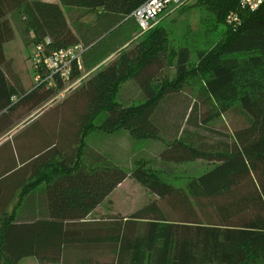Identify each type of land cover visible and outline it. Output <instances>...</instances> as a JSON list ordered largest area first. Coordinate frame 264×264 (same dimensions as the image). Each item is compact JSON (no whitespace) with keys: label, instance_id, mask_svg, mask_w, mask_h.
<instances>
[{"label":"trees","instance_id":"1","mask_svg":"<svg viewBox=\"0 0 264 264\" xmlns=\"http://www.w3.org/2000/svg\"><path fill=\"white\" fill-rule=\"evenodd\" d=\"M144 1L0 0V133L14 123L17 109L39 106L61 87L21 86L4 54L3 44L13 38L9 13L20 16L31 50L45 37L55 49L79 42L64 8L113 14L108 30L119 21L133 24L126 17ZM198 2L225 29L196 52L195 62L180 46L167 76V30L159 22L143 32L144 41L117 53L51 107L47 114L65 127L52 137L54 145L27 163L14 145L13 161L0 173V264L26 257L45 264H264V3L240 11L233 26L225 16L238 0ZM198 71L202 84L193 91L187 78ZM126 80L143 99L121 100L117 88ZM122 128L137 139L159 136L164 146L156 156L163 160L204 159L210 167L174 185L143 162L125 169L85 143L91 130ZM27 167L29 177L20 174ZM47 167L52 170L43 179L40 170ZM129 177L156 199L128 216H93ZM41 181L43 187L25 191Z\"/></svg>","mask_w":264,"mask_h":264},{"label":"rangeland","instance_id":"2","mask_svg":"<svg viewBox=\"0 0 264 264\" xmlns=\"http://www.w3.org/2000/svg\"><path fill=\"white\" fill-rule=\"evenodd\" d=\"M199 3L200 2H198V0H189L174 11H170L171 8H168L164 14L168 15L164 18L162 17L163 19L161 18L160 20V24L167 30L168 37L167 55L169 58L167 59L168 66L166 69L168 77H171L174 72V58L172 56L175 49L183 45L187 46L190 50V62L193 63L197 58L196 52L198 50L207 48L213 42L218 40L221 36L222 31L225 29L224 24L216 22L215 16L212 11H210L204 4ZM79 8L82 7H70L68 9L64 8V13L66 14L68 19H71V27H73V29L75 30L81 28H78L79 24H75L72 21L73 17L71 15L79 14V10H76ZM95 13L97 12L93 11V15H95ZM117 24V27H111L110 29L99 33V35L94 38V40L98 42V45H101L100 49L108 47L101 53V56L106 59L105 61L116 56L117 53L124 51L128 47L135 45L138 41H144L145 37L147 36V33H143L138 28H135L130 20L124 23L118 22ZM81 25L83 27V21ZM119 34H121L120 37ZM133 35L136 36L133 38ZM119 38H121V42L110 46ZM14 63L16 69L20 71L23 81L26 83V81L31 78V60L29 59V57H26L25 59L18 57L15 59ZM96 69L97 68H95L94 70ZM153 82L155 81L153 80ZM130 84L131 80L123 81L117 88L118 95H122L123 90L125 92L128 91L130 89L128 88ZM158 84H156L155 86H157ZM187 84L193 91L197 90V88L202 84V76L200 75V72H195L193 75L188 77ZM131 94L133 96V93ZM134 97L135 96H133V98ZM136 100H130L126 102L134 103ZM102 115L103 114H100L97 118H94L91 125L97 127ZM221 119L223 122L228 121V119L224 117ZM216 123L218 124L220 122L216 121ZM99 134H103V132L99 130H91V132L86 134V145L90 147L87 141L91 139L86 137H88L89 135ZM106 134H110V139L123 136V140H126L125 136L128 135L126 144L128 142H131V144H138L137 148H135L134 150H129L126 154L120 157L119 160L116 159L117 161H119L118 164H120L122 167H124L125 169H129L134 167L138 163L143 162L147 164V167H151L152 169L159 171L163 179L174 185H184L189 179L196 177L202 171L210 167V165L207 164L204 159L198 161L193 160L187 162H174L157 158L153 155V153L156 151V148L159 147V144L156 145L161 141L159 136L137 139L134 138L130 131L125 128ZM94 138H97V136H94ZM127 147L129 146L127 145ZM110 158L111 157H109V159ZM153 199H156L155 195L149 193L136 180L129 177L122 181L109 194V196H107V198L99 205V207L94 210L92 215L95 217L106 216L109 214L128 216ZM18 264L45 263H39L33 257H26L20 260Z\"/></svg>","mask_w":264,"mask_h":264},{"label":"crops","instance_id":"3","mask_svg":"<svg viewBox=\"0 0 264 264\" xmlns=\"http://www.w3.org/2000/svg\"><path fill=\"white\" fill-rule=\"evenodd\" d=\"M43 1H58V0H43ZM68 9V8H66ZM79 8L76 9L79 10V14L71 15L72 21L75 24H79L78 28L81 29H73V32L75 33L76 37L79 39V42H82L84 44H91V47L84 53L83 55V66L86 70H90L92 68H98V66H103L108 61L115 58L112 57L111 59H106L102 57L101 53L105 51L108 47L100 49L101 45H98V42L94 40L99 33L106 31L108 28V25L110 23H113L117 17L115 15L106 13L102 9H87V8ZM88 10V11H86ZM65 11V10H64ZM93 11H96L95 15H93ZM89 14V15H88ZM81 16V17H80ZM10 26L13 31V38L7 42H5L3 45L4 47V54L6 59H10L13 64L14 70H16L19 81L21 86L24 89L31 90L34 88V77H33V70H31V78L26 81V83L23 81L22 76L20 74V71H18L15 67V59L16 58H22L25 59L26 57L30 59V51H31V44H25L24 41L25 38L29 39L31 35L24 36V32H22L21 29V18L18 14L15 12H11L7 15ZM66 21L71 26L70 21L71 19H68L65 15ZM82 21H83V27H82ZM122 21H119L121 23ZM118 23V22H117ZM114 24L112 27H117L118 24ZM112 25V24H111ZM133 25L136 27L135 22ZM20 29V30H19ZM121 34H119L120 37ZM136 35H133L134 38ZM121 42V38H119L117 41H115L112 45L117 44ZM105 61V62H104ZM99 66V67H100ZM153 80L155 82H153ZM151 82L156 85L157 80L153 79ZM27 84V85H26ZM130 88L128 91H124L122 95H120L121 100L123 101H130V100H137L143 99V95L139 87L131 82L129 85ZM133 96H135L133 98ZM70 93L65 95L64 97H67ZM62 99H57L49 102L50 98L43 102L41 105L30 108L29 106H24L15 111V115L12 116V123L8 128H6L3 132L0 133V173L2 171H6L5 168L10 164L11 161H13V153H14V145L18 148L19 153L21 155V158L23 160V163H27L29 160H31L33 157H35L38 154H43V150L45 147L48 148L55 143V140H51L52 137L56 139L59 134H62L61 132H64L65 130L64 125H61L60 118L58 116H51L47 114L50 112L51 107L56 105L57 103L61 102ZM13 97H11L12 99ZM13 100V99H12ZM30 108V109H29ZM52 123V124H51ZM94 136H97V138H94ZM43 137V139H42ZM93 137V139H92ZM123 136L118 138H111L110 134H99V135H89L86 138H91L89 141H87L88 145L92 148L97 149L101 153H103L108 158L113 160L114 162L118 163L120 157H122L124 154H126L129 150H134L138 147V144H131V142H128L126 144V141L128 140V135H126V140L122 139ZM51 140V141H50ZM159 147L156 148V151L153 153L154 156L157 155L158 151L164 146V142L161 140L159 143ZM127 145L129 147H127ZM44 158H49L45 157ZM113 157V158H112ZM159 158L158 156H156ZM56 159H59L56 157ZM117 159V160H116ZM202 160V159H196V161ZM52 168L47 167L46 169H41L40 172H43L41 176H43V179H45V174H49L51 172ZM10 173V172H7ZM31 173V169L27 167V169H24L20 172V174L26 175V177H29V174ZM32 179L31 181H33ZM30 181V179H29ZM28 181V182H29ZM35 184V183H33ZM30 185L28 188L25 189V191H28L29 189L33 187H43L44 183L41 181L38 185L35 184L34 186Z\"/></svg>","mask_w":264,"mask_h":264},{"label":"built area","instance_id":"4","mask_svg":"<svg viewBox=\"0 0 264 264\" xmlns=\"http://www.w3.org/2000/svg\"><path fill=\"white\" fill-rule=\"evenodd\" d=\"M182 2L183 0H145L126 18L132 19L136 27L145 32L153 29L160 22L168 8L172 11ZM263 3L264 0H238L237 9L230 10L225 16V21L235 26L241 21L240 11H254ZM50 41L49 37H45L43 42L34 43L30 53L34 87L42 84L46 87L57 88L58 84H61L49 102L62 99L88 78L96 68L86 70L83 66V55L91 44L77 42L65 47L50 49L47 47ZM76 71L77 75L74 74Z\"/></svg>","mask_w":264,"mask_h":264}]
</instances>
